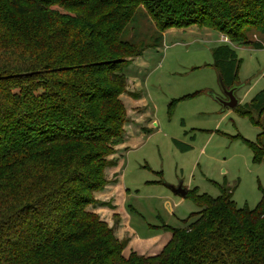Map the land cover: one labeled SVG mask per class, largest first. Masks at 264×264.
I'll return each mask as SVG.
<instances>
[{
    "label": "trees",
    "instance_id": "1",
    "mask_svg": "<svg viewBox=\"0 0 264 264\" xmlns=\"http://www.w3.org/2000/svg\"><path fill=\"white\" fill-rule=\"evenodd\" d=\"M142 14L156 31L149 44L135 40ZM193 26L264 49V0H0V264H264V191L251 210L226 189L188 191L199 210L166 227L172 237L151 257L124 256L126 242L87 210L122 143L129 62ZM212 57L235 86V51ZM234 110L262 130L249 144L259 163L264 126L251 111H264V87Z\"/></svg>",
    "mask_w": 264,
    "mask_h": 264
},
{
    "label": "rangeland",
    "instance_id": "2",
    "mask_svg": "<svg viewBox=\"0 0 264 264\" xmlns=\"http://www.w3.org/2000/svg\"><path fill=\"white\" fill-rule=\"evenodd\" d=\"M135 30V40L147 44L151 36L156 35L154 25L143 14L138 16ZM133 35L131 32V37ZM129 37L124 35L123 38L130 40ZM248 39L261 41L257 31H251ZM225 44L231 43L211 28L170 29L162 34L159 49L130 61L125 71V89L129 92L124 93V98L130 96V100L122 101L126 123L132 131L135 126L142 131L141 138L130 151L127 165L123 158L126 187L131 193L126 198L125 208L130 210L131 226L140 236L151 233L148 224H157L154 218L160 217L170 228L180 229L184 220L199 210L186 198L174 211V216L168 217L164 203L153 197L158 194L156 188L162 190L165 185L181 183L186 188L190 182L189 186L211 197L218 196L219 188L226 186L233 190L235 205L250 210L260 200L261 190H264V162L254 163L245 141L255 143L262 130L238 112L224 110L219 103L225 95L211 52L216 46ZM233 45L238 60L235 96L240 103L249 104L264 87V49ZM251 112L253 121L264 126V111ZM152 119L158 123L155 130L149 126ZM181 121H184V128ZM184 131L187 134L184 135ZM173 139L189 145L190 151L179 152ZM176 145L183 149L180 144ZM261 150L264 152V147ZM156 179L163 186L145 184L146 180ZM96 203L95 200L94 205ZM98 205L113 209L110 203ZM130 208L137 210L140 216ZM118 241L127 244L124 239ZM136 247L146 251L152 244Z\"/></svg>",
    "mask_w": 264,
    "mask_h": 264
},
{
    "label": "crops",
    "instance_id": "3",
    "mask_svg": "<svg viewBox=\"0 0 264 264\" xmlns=\"http://www.w3.org/2000/svg\"><path fill=\"white\" fill-rule=\"evenodd\" d=\"M218 46H221V45H218ZM218 46H216V47H218ZM229 46L235 51L233 44H229ZM215 48H213V49H215ZM157 49H159V47L147 49L141 55H143L145 52H150L151 50L156 51ZM213 49H212V51H213ZM139 57L134 58L133 60H131V62L139 59ZM131 62H130V64H131ZM213 62H214V60H213ZM129 66L127 68H129ZM126 92H129V91L125 90V94H127ZM125 94L123 93L120 96L121 102L123 101V99L130 100V98H129L130 96L129 97L126 96L124 98ZM209 95L211 96L212 94L209 93ZM240 102H241V100H239V105H242V103H240ZM122 104H123V102H122ZM225 110H229V109H225ZM231 111L237 112L236 110H231ZM127 122H129V120ZM251 123L253 124V126L258 127L252 121H251ZM180 125L184 128V121H181ZM149 126H151V128H153L155 130L158 126V123L154 119H152L149 122ZM135 127L136 128L133 129V131H132L131 126L129 127L127 125V123L123 126L122 143L120 145L116 146L114 154H112L108 157V160L111 163V165L106 167L104 170V176L106 179V186L104 187V189L102 191L94 193V199L98 203H96V205H91L90 207H88L87 210L90 211L91 213H94L97 216H99L101 221L106 222L108 224V227H110V229H112L113 234H114L116 239H118V240L124 239L127 241L126 247L124 248V251H123L124 256L127 257L129 254L134 252V253L141 255V256L151 257V256H155L161 252V250L164 248V246L170 241L172 234H171V232H169L166 229V227H170V226H168L167 222L163 221L160 217H157L156 219L154 218V221H156L155 223H157V224H154V225L148 224V228L151 230V233H148V234L143 235V236H140L136 232V230L131 226V222L133 220L132 215L131 214L129 215L130 210H128V208H127V210H128L127 211L125 208L126 207V204H125L126 198H128L131 195V193H130L129 189L126 187V182H125V177H124L125 175L123 173V169H124L125 163L127 165L128 156L131 154V152H130L131 149L135 147V144H136L135 141L136 142L139 141V139L141 138V135H142V131L138 130L139 129L138 126H135ZM258 128H260V127H258ZM183 133H184V135L187 134L185 131ZM259 134H257V138H258ZM257 138H256V140H257ZM263 141H264V139H263ZM245 143L247 145L254 144L253 142H248V141H245ZM255 143H256V141H255ZM176 144H180V146H182L183 149H180ZM173 145L181 153H186V152L190 151V149H191V147L189 145L182 144V143H180L174 139H173ZM263 146H264V142H263ZM250 151H251L252 156L254 158V153H253L251 148H250ZM200 152L202 153L203 150H200ZM117 154H120V155H118L119 158L116 156ZM123 158H125V160H126L125 163H123L124 162ZM262 161L264 162V159ZM189 183L190 182H188V186L186 188L184 186H182L181 183H179L178 185H181L182 187H184L187 190V192L190 190H196L198 192V194H204V193H200L197 187L189 186ZM145 184L146 185H153L155 187L163 186L162 182H160V180H158V179L146 180ZM178 185L173 183V184L169 185V187L167 185H165V186H166V188H168V191H170L172 193V191L170 190V187L171 186L177 187ZM166 188L164 187V189H162V190L156 188V191L158 192V194H155L153 197L155 199H157L158 201H160L161 204L164 203L165 212L168 214V217H170V216L172 217V216H174V211L176 209H179L181 207V205L185 202L186 197L181 198L180 196H177L173 193H172L173 195H170V193H167ZM222 189L232 191V200H233V190L226 187V186H223V187L219 188V194H220V191ZM261 191H264V190H261ZM171 196H173V197H171ZM102 203H110L114 210L113 209L107 210L105 207L98 205V204H102ZM130 209H131V211L133 210V213H135L137 216H140V214L137 212V210L132 209V208H130ZM110 217H111V219H110ZM158 240H159V242H155ZM150 243L152 244V247L146 251H142L143 247L140 250L136 247V245H138V244L139 245H141V244L149 245Z\"/></svg>",
    "mask_w": 264,
    "mask_h": 264
},
{
    "label": "water",
    "instance_id": "4",
    "mask_svg": "<svg viewBox=\"0 0 264 264\" xmlns=\"http://www.w3.org/2000/svg\"><path fill=\"white\" fill-rule=\"evenodd\" d=\"M219 83L225 95V99L220 100L219 103L222 105V108L224 110L225 109L234 110L239 105V100L235 96L237 85L233 86L232 88H226L222 85L220 80ZM170 190L172 191L173 194L180 196L181 198H185L187 195V190L181 185H178L177 187L171 186Z\"/></svg>",
    "mask_w": 264,
    "mask_h": 264
},
{
    "label": "built area",
    "instance_id": "5",
    "mask_svg": "<svg viewBox=\"0 0 264 264\" xmlns=\"http://www.w3.org/2000/svg\"><path fill=\"white\" fill-rule=\"evenodd\" d=\"M224 41H226V40H224Z\"/></svg>",
    "mask_w": 264,
    "mask_h": 264
}]
</instances>
